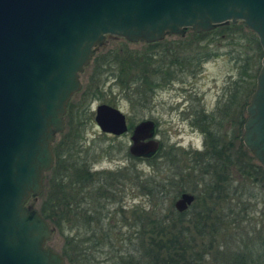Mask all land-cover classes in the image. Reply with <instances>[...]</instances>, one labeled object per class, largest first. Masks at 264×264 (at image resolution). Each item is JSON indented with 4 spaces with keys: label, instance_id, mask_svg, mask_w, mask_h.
<instances>
[{
    "label": "water",
    "instance_id": "obj_1",
    "mask_svg": "<svg viewBox=\"0 0 264 264\" xmlns=\"http://www.w3.org/2000/svg\"><path fill=\"white\" fill-rule=\"evenodd\" d=\"M229 21H242L263 51L242 138L264 166V0H0V264H65L48 244L54 226L32 202L80 74L105 36L153 42ZM94 120L102 131L128 130L125 113L107 102L96 105ZM154 128L152 119L133 127L131 154L156 152ZM195 199L185 190L174 206L182 211Z\"/></svg>",
    "mask_w": 264,
    "mask_h": 264
},
{
    "label": "rangeland",
    "instance_id": "obj_2",
    "mask_svg": "<svg viewBox=\"0 0 264 264\" xmlns=\"http://www.w3.org/2000/svg\"><path fill=\"white\" fill-rule=\"evenodd\" d=\"M237 22L242 24L227 29H214V27L209 30L211 33L205 35L194 34L189 30L183 36L166 34L162 39L153 42H133L117 35L107 36L103 44L96 48L89 64L81 72L82 86L71 98L72 105L65 114V123L68 120L70 126L78 127L83 147L92 145L96 151L102 148V154L94 161L92 169L127 170L120 180V191L116 201L109 200L107 204L109 214L113 212L110 223L116 226L115 243L119 246V251L130 250L139 243L140 238L133 235L134 228L130 223L134 222L137 215L151 209L150 197L133 184V178L130 176L134 174V169L146 176L154 172L155 167L151 165L149 159L137 158L130 154L128 150L130 130L121 135L103 133L100 130L94 120L96 105L107 102L119 107L126 113L131 124H136L143 119H152L156 123L154 137L162 143L158 153H164L171 159L170 154L177 152L183 171L187 172L189 168H192L194 169L192 178H197L195 173L200 175L201 167L198 168V162L194 164L198 157L196 153L198 149H204L206 134L196 127H190L187 121H180V115L170 109V101L171 99L174 101L177 96L180 97L181 90L188 93L187 89L193 85L194 90L189 93L198 91L199 96L204 95L211 103H214L217 97L228 96L236 101L245 99V104L248 103L262 56L258 50L259 42L257 43L256 34L242 21L232 23ZM173 35L176 37L171 38L174 37ZM95 56L98 57L97 60H94ZM178 89H180L179 92ZM232 118L233 116L227 114L226 116L215 115L212 129L215 136L213 138L210 135V140H217L219 135L224 138L227 136L229 140L235 141V144H232L233 147L230 143L229 151L236 150V155L243 157V160L248 152V156L252 157L253 163L258 168L260 163L245 144L237 145V147L240 146L239 148L235 146L238 124L237 120ZM239 132L242 135L241 124ZM60 135L57 134L55 141L60 138ZM232 160L238 163L241 161L238 158L237 161ZM205 161L213 162V159ZM207 167L210 170V166ZM235 169L234 179L230 184L233 187H240L242 194L235 195L231 205L239 210L240 218L233 222L234 216L226 217L221 225L223 229L219 230V234L216 233V237L219 235L218 238L229 245L247 238L246 229L264 227V184L260 180V174H258L260 172H257L258 179L252 184L250 178H241V171L237 164ZM159 173L160 176H164L168 170ZM183 187L195 193L188 188L187 183H184ZM43 198L40 195L32 204L39 209ZM237 201H239L238 205ZM166 205H169V201ZM220 205L215 203L214 212L228 210L225 202ZM115 209L117 212L114 216ZM123 215L127 217V222H121ZM192 215L190 209L183 221L190 227V233L196 239L191 240L192 245L197 247V242L203 240L208 246L210 244L208 236L204 239L198 236L199 232L189 219ZM71 223V221L66 222L61 227L52 224L54 231L48 244L53 249L63 253L67 237L73 236L76 232L81 233L80 237L83 233L86 235L82 225L76 228L71 226ZM147 236L145 234L148 239ZM188 237L191 239L190 235ZM83 244L87 245L88 242L84 241ZM107 249L106 245L99 244L93 251L95 264H110L109 260H106ZM210 258L211 255L204 256V263L210 264Z\"/></svg>",
    "mask_w": 264,
    "mask_h": 264
},
{
    "label": "trees",
    "instance_id": "obj_3",
    "mask_svg": "<svg viewBox=\"0 0 264 264\" xmlns=\"http://www.w3.org/2000/svg\"><path fill=\"white\" fill-rule=\"evenodd\" d=\"M239 24L242 23L228 22L214 29H227ZM193 33L205 35L211 32ZM258 50L262 56L260 44ZM97 56L94 60L98 59ZM258 66L259 64L257 68ZM69 107L70 103L68 110ZM59 134L60 138L53 144V166L45 174L41 193L44 198L39 211L57 227L70 221L71 226L84 227L86 235L83 233L84 237L82 235L80 237L81 233L76 232L73 236L67 237L63 248V256L68 257L72 264L85 262L95 264L93 251L99 244L108 248L106 260H109L110 264H205L204 256L208 255H211L210 264H264L263 226L246 229L247 238L235 241L231 245L218 238L219 235L216 237V233L219 234V230L223 229L221 225L226 217L234 216L233 222L240 218L239 210L231 205L235 195L242 194L240 187H233L230 184L234 179L235 165L237 164L241 171L242 179L250 178L253 184L258 179L257 172H260L258 174L264 184V167L258 164L257 168L248 152L241 164L233 162L231 150L226 154L221 148L223 137L219 138V141L214 140L210 154H204L213 159L212 172L206 167L207 171L201 172L200 175L195 173L197 178H192L194 169L183 171L177 152L174 151V155L169 153L172 157L169 159L166 154L158 153L160 147L148 158L155 167L154 172L143 176L131 168L134 169V174L130 176L133 180H130L141 192L150 197L151 209L140 213L134 222L130 223L134 228L133 235L140 238L139 243L130 250L119 251V246L115 243L116 226L110 223L113 212L109 214L107 204L109 200L116 201L120 191V180L127 170L92 169V164L102 154V148L96 151L92 145L83 147L78 127L70 126L68 120L64 130ZM196 154L198 157L194 164L199 162L200 156L203 155L201 152ZM163 170H168V173L160 176L159 172ZM184 183L195 191L196 199L187 209L179 211L175 208L174 202L172 204V199H176L182 191L187 190L183 187ZM168 201L169 205H166ZM223 202L228 205V210L214 212L215 203L220 205ZM236 204L238 205L239 201ZM190 209L193 215L189 219L201 239L208 236L210 243L208 246L203 240L197 242V247L191 243L192 239H196L190 233V227L183 222ZM116 212L117 209L114 216ZM126 220L127 217L123 215L121 222H127ZM145 234L148 235V239ZM128 238L130 240L131 237ZM84 241L88 244L84 245Z\"/></svg>",
    "mask_w": 264,
    "mask_h": 264
},
{
    "label": "flooded vegetation",
    "instance_id": "obj_4",
    "mask_svg": "<svg viewBox=\"0 0 264 264\" xmlns=\"http://www.w3.org/2000/svg\"><path fill=\"white\" fill-rule=\"evenodd\" d=\"M187 30L192 31V32H201V31L193 30V29H191L189 27H187L185 29V32ZM209 30H203V31H209ZM111 35H113V34H107L105 36V38L107 36H111ZM169 35H171V34H169ZM178 35L179 36H183L185 34H178ZM173 36L174 37H171V38H175L176 37L175 35H173ZM165 84H167V81H165ZM179 90L180 89H178L177 91L179 92ZM187 90H188V93H186L185 90H181L180 97L177 96L174 101H172V99H171V101H170V109L171 110H175L180 115V121H187L189 123L190 127H192V128L196 127L198 129H200L201 131H203V133L206 134L205 135V139H204V149L200 150V149H198L196 147L198 149V152L203 153V155L201 156L200 161L198 162V168L200 169V167H201L200 172H203V171H207V168H206L207 166H210V170L212 172L211 168H213V162L212 161H210V162L205 161V160H209L210 156L209 155L206 156L204 154H206V153L210 154V152L212 150V147H213V144H214V142H213L214 140H210V135L213 138L215 136V133L212 130L213 126H214V116L215 115H225L226 116V114L233 116L232 119L233 120L236 119L237 120V124H238V132L235 133L237 135V139H236L237 143H236L235 146L237 147V145H239L241 143H243V145H244L243 138H242L243 133L241 135V133L239 132V126L241 124L242 128H243L244 120H245V117H246V105L247 104H245V99H238V101H236L233 98H230V96H228V97H217L216 101L214 103H211V102H209V100L207 101V99H206V97L204 95L199 96L198 91H196L194 93H189V91L192 92L194 90V86L193 85L191 87H189ZM182 92L184 94H182ZM74 94H76V92ZM72 96H71V98H72ZM71 98H70V100L68 102L66 113L68 111V106H69V103L71 102ZM71 105L72 104L70 103V106ZM94 115H95V111H94ZM125 116H126V121H127V124H128V130L126 132H128L130 130V136H131L132 129L137 123L136 124H131L128 121L126 113H125ZM217 124H218V121H217ZM98 127H99V125H98ZM243 131H244V129H243ZM102 132L103 133L104 132L105 133H110V134H113V135H121L123 133H126V132H123L121 134H114V133L107 132V131H102ZM130 136H129V138H130ZM219 138H221L220 135L217 137L218 141H219ZM223 141L224 142H223V144H221V148H222V150H224V152L226 154H229V145H230V143H231V145L232 144L234 145L235 141L229 140L227 138V136H225V138L223 137ZM130 142H131V140H130ZM159 143H160L159 147L161 148L162 143L160 142V140H159ZM233 145H232V147H233ZM128 147H129V145H128ZM239 147L240 146H238L237 148H239ZM231 154L233 156V159H235L237 161V158H238V159L241 160V161H239V163L242 162V160H243L242 158L243 157L241 158L240 155L237 156L236 155V150H231ZM134 156L137 157V158H141L142 157V158H147L148 159L151 155H148V156L134 155ZM236 156H237V158H236ZM211 157L213 158V155ZM208 175H210V172H209ZM195 195H196V193H195ZM64 258H65V264H70L71 260H69L68 257H66V256H64Z\"/></svg>",
    "mask_w": 264,
    "mask_h": 264
}]
</instances>
